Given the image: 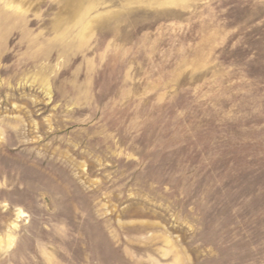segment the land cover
Returning a JSON list of instances; mask_svg holds the SVG:
<instances>
[{
	"label": "rangeland",
	"instance_id": "obj_1",
	"mask_svg": "<svg viewBox=\"0 0 264 264\" xmlns=\"http://www.w3.org/2000/svg\"><path fill=\"white\" fill-rule=\"evenodd\" d=\"M0 264H264V0H0Z\"/></svg>",
	"mask_w": 264,
	"mask_h": 264
},
{
	"label": "bare ground",
	"instance_id": "obj_2",
	"mask_svg": "<svg viewBox=\"0 0 264 264\" xmlns=\"http://www.w3.org/2000/svg\"><path fill=\"white\" fill-rule=\"evenodd\" d=\"M18 214H19V216H20V215H23L24 213H23L22 210H19ZM7 242H8V245L11 246V245L14 243V237H13L12 235H9V236H8V241H7Z\"/></svg>",
	"mask_w": 264,
	"mask_h": 264
}]
</instances>
